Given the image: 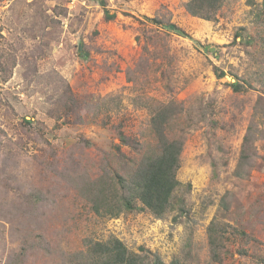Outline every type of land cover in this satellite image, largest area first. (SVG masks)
I'll return each instance as SVG.
<instances>
[{"label": "rangeland", "instance_id": "1", "mask_svg": "<svg viewBox=\"0 0 264 264\" xmlns=\"http://www.w3.org/2000/svg\"><path fill=\"white\" fill-rule=\"evenodd\" d=\"M186 2L0 0V264H60L111 238L164 264H264V0H226L213 20ZM170 103L189 125L182 207L94 211L87 184L138 156L115 151L119 131L150 142Z\"/></svg>", "mask_w": 264, "mask_h": 264}, {"label": "trees", "instance_id": "2", "mask_svg": "<svg viewBox=\"0 0 264 264\" xmlns=\"http://www.w3.org/2000/svg\"><path fill=\"white\" fill-rule=\"evenodd\" d=\"M225 1L187 0L185 9L193 16L213 20ZM255 9L256 11L253 10L252 13L257 20H260L262 11L260 7ZM151 21L156 22L154 18ZM163 26L174 33H184L174 23H166ZM8 77L9 75L4 78ZM4 78L2 80L5 81ZM233 85L239 90L242 87L239 83ZM160 105H155L151 111L150 142L142 144L132 141L119 131L120 143L115 145V151L122 156L123 151L120 146H128L135 150L138 156L128 162L121 173L116 168L105 166L103 175L87 184L86 199L94 211L115 215L119 211L133 209L137 201L143 208L160 217L164 213L182 207L178 188L180 182L176 179L175 172L180 161L184 131L189 125L179 121L183 112L182 105L174 103ZM190 113L193 111L190 110L187 114ZM194 113L196 117L192 119L191 124L203 120L205 116L202 110H195ZM248 130H251V127ZM249 140L248 131L243 138L238 163L241 160H249L247 148ZM216 174L213 168L212 175L215 177ZM213 241L214 237L210 235L211 250L216 249ZM84 251L85 254L78 250L65 255L60 264H164L157 254L150 251L135 253L117 238H111L106 242L95 241L88 244ZM211 254L213 259L220 260L216 251ZM262 261L264 262V256ZM170 264L177 262L174 259Z\"/></svg>", "mask_w": 264, "mask_h": 264}]
</instances>
